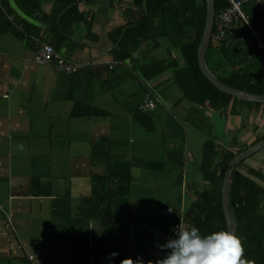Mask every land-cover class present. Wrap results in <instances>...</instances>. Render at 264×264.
<instances>
[{
  "label": "crops",
  "instance_id": "crops-1",
  "mask_svg": "<svg viewBox=\"0 0 264 264\" xmlns=\"http://www.w3.org/2000/svg\"><path fill=\"white\" fill-rule=\"evenodd\" d=\"M40 1L36 12L22 0H0V264L155 262L150 251L164 243L152 232H173L223 149L239 151L220 126L234 135L247 120L252 128L241 142L256 133L252 145L264 135V108L233 115L192 100L179 82L188 66H179L181 46L170 35L154 37L161 16L145 27L153 13L173 8L199 23L200 42L206 0H78L79 13H66L60 0ZM184 29L194 38L195 29ZM29 34L89 67L58 75L36 62ZM123 54L125 64L106 65ZM147 80L162 96L153 112L141 109L154 96ZM127 163L131 194L115 201L104 228L83 209L94 183Z\"/></svg>",
  "mask_w": 264,
  "mask_h": 264
},
{
  "label": "trees",
  "instance_id": "trees-1",
  "mask_svg": "<svg viewBox=\"0 0 264 264\" xmlns=\"http://www.w3.org/2000/svg\"><path fill=\"white\" fill-rule=\"evenodd\" d=\"M22 1L31 7H36V12L41 11L40 0ZM60 1L65 8L69 7L66 13H79L72 5L78 0ZM117 1L123 2V0ZM204 1L200 0L202 3ZM261 4L255 5L248 2L244 5V9L252 21L260 23L264 39V9L261 8ZM229 6V0H216V14L218 15L222 9ZM158 16H161V22L155 28L157 32L153 35H156L154 37L161 34L170 35L172 42L181 46V52L187 59L188 66L185 69H179V82L185 90L189 91V97L192 100L208 102L216 111L230 110L233 115H239L245 108L250 110L264 108L262 104L248 103L223 93L204 76L199 65L200 35L196 31L199 23L191 15L176 13L173 8H162L152 14L145 27H154V17ZM78 19L80 18L74 20ZM184 28L195 29L194 38L185 39L182 36L183 31L186 34L191 31L186 32ZM62 42L63 39L60 44ZM55 50L58 51L56 48ZM207 61L213 74L224 84L233 89L264 96V51L257 47L251 31L244 22H239L234 33L224 39L218 37L215 25ZM263 139L264 135L252 145H246L233 138L231 144L239 151L223 149L217 171L206 175L207 188L184 213L185 228L195 226L199 228L202 235L227 230L222 206L225 171L237 155ZM254 158L255 155L235 169L231 182L230 200L238 227L237 235L245 241V259H254L256 264H264V166L254 164ZM130 194L131 164L127 163L122 168L118 167L111 178L94 183L93 195L88 206L83 209V215L100 220L102 226L107 228L111 223L115 201L128 197Z\"/></svg>",
  "mask_w": 264,
  "mask_h": 264
},
{
  "label": "clouds",
  "instance_id": "clouds-1",
  "mask_svg": "<svg viewBox=\"0 0 264 264\" xmlns=\"http://www.w3.org/2000/svg\"><path fill=\"white\" fill-rule=\"evenodd\" d=\"M157 247L166 255L148 264H256L254 259H245V241L230 230L202 235L199 228H185L180 223L173 237ZM118 253L110 254V259ZM121 264H145L142 257L124 259Z\"/></svg>",
  "mask_w": 264,
  "mask_h": 264
},
{
  "label": "built area",
  "instance_id": "built-area-1",
  "mask_svg": "<svg viewBox=\"0 0 264 264\" xmlns=\"http://www.w3.org/2000/svg\"><path fill=\"white\" fill-rule=\"evenodd\" d=\"M229 2L230 6L228 8L222 9L216 16V29L218 37L224 39L231 36L234 33V30L236 29L238 23L244 22L251 31L252 37L257 47L264 51V39L261 34V25L260 23L252 21L244 9V5L248 2L253 3L255 5H260L263 0H229ZM28 37L35 46L37 63L44 66H55V62L60 65V63L64 61L70 67L74 68L73 73H77L81 70L80 63H75L67 59L63 60V58L57 56L54 51L55 48L47 44V40L43 36L29 34ZM126 58L127 55L123 54L121 60L115 62H107L106 65H108V67L113 70L116 65L125 64ZM56 71L58 74H61L60 66H56ZM139 83L144 84V80L142 78H139ZM158 103L159 100L155 96H151L142 105L141 109L145 112H153L157 108ZM9 221H11V217H9ZM176 229L173 230L172 233H164L157 231H154L152 233L163 243H166L170 237L174 236ZM150 254L152 257H158L159 259L163 258L166 255V253L161 252L159 248L151 250Z\"/></svg>",
  "mask_w": 264,
  "mask_h": 264
},
{
  "label": "water",
  "instance_id": "water-1",
  "mask_svg": "<svg viewBox=\"0 0 264 264\" xmlns=\"http://www.w3.org/2000/svg\"><path fill=\"white\" fill-rule=\"evenodd\" d=\"M208 5V13L206 19V29L205 34L203 36V40L200 42V50H199V65L204 76L215 85L220 91L230 96H233L237 99L243 100L248 103L262 104L264 105V96L255 95L252 93H248L246 91L237 90L229 87L224 84L220 79H218L213 72L211 71L208 61L207 55L210 48V45L213 40V33L216 25V0H206ZM184 64L188 65V62L185 58H181L179 60V66L183 67ZM148 87L154 93V96L158 99H162V96L159 92L153 88L152 84L147 80ZM159 100V101H160ZM164 104L165 101H162ZM264 150V139L258 142L257 144L251 146L247 150L243 151L239 155H237L229 164L228 168L225 171V178L222 190V206L224 212V218L226 222L227 230H230L234 234H238V227L233 215L230 193H231V182L232 176L235 169L244 161L252 158L257 153Z\"/></svg>",
  "mask_w": 264,
  "mask_h": 264
},
{
  "label": "rangeland",
  "instance_id": "rangeland-1",
  "mask_svg": "<svg viewBox=\"0 0 264 264\" xmlns=\"http://www.w3.org/2000/svg\"><path fill=\"white\" fill-rule=\"evenodd\" d=\"M46 43L49 44L50 46H52L48 40H47ZM53 49H54V48H53ZM54 51H55V54H56L57 56H60L61 58H63V60L67 59V58L64 57L59 51H56L55 49H54ZM67 60H69V59H67ZM55 66H60L61 74H58V75H68V76H70V77H71V76H74V75H78V74L81 73L83 70H85V69H87V68L89 67L88 64H84V65L81 64V70H80L79 72H77V73H73L74 68L70 67V66H69L66 62H64V61L61 62L60 65H58L57 62H55ZM49 67H50V66H49ZM77 67H78V65H77ZM230 124H232V123L230 122ZM235 124H236V123H235ZM223 127H224V125L220 126L221 131H222V129H224V134L222 133L221 135H222V137L224 138L225 143H226V144L229 143V145H230V144H231V140H232L233 138H236V139H238V140L241 141V139H242L243 137H246V136L248 135V132H249L250 129L252 128V125H251L250 122H248L247 120H245V122H240V123L237 125V128H238L239 132H238L237 134H234V135L231 134V131H230V130L226 131V127H224V128H223ZM252 135H253L252 138H247L246 143H245L246 145H251V144H250L251 139H253V138H254V139H257L258 135H256V133H253ZM254 164H257V166H259V165L264 166V150H262L261 152H259V153H257V154L255 155V158H254ZM200 196H201V194L199 195V198H200ZM180 223H182V224L184 225V215H182V217L178 220L177 225L172 229V231L175 230V229L178 227V225H179Z\"/></svg>",
  "mask_w": 264,
  "mask_h": 264
},
{
  "label": "flooded vegetation",
  "instance_id": "flooded-vegetation-1",
  "mask_svg": "<svg viewBox=\"0 0 264 264\" xmlns=\"http://www.w3.org/2000/svg\"><path fill=\"white\" fill-rule=\"evenodd\" d=\"M213 41V40H212ZM201 42V41H200Z\"/></svg>",
  "mask_w": 264,
  "mask_h": 264
}]
</instances>
